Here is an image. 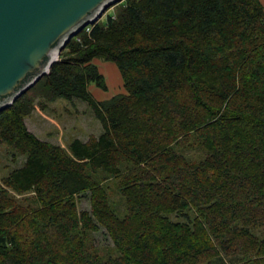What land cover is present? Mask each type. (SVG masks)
<instances>
[{
    "label": "trees",
    "instance_id": "trees-1",
    "mask_svg": "<svg viewBox=\"0 0 264 264\" xmlns=\"http://www.w3.org/2000/svg\"><path fill=\"white\" fill-rule=\"evenodd\" d=\"M124 2L38 82L42 99L86 103L98 136L67 152L38 139L27 92L0 112V146L25 157L0 179V264H264V7ZM94 60L117 67L124 93L93 98L90 85L106 90ZM194 148L201 160L182 152ZM100 228L105 254L89 238Z\"/></svg>",
    "mask_w": 264,
    "mask_h": 264
},
{
    "label": "water",
    "instance_id": "water-1",
    "mask_svg": "<svg viewBox=\"0 0 264 264\" xmlns=\"http://www.w3.org/2000/svg\"><path fill=\"white\" fill-rule=\"evenodd\" d=\"M124 0H0V112L46 76L84 28Z\"/></svg>",
    "mask_w": 264,
    "mask_h": 264
},
{
    "label": "rangeland",
    "instance_id": "rangeland-1",
    "mask_svg": "<svg viewBox=\"0 0 264 264\" xmlns=\"http://www.w3.org/2000/svg\"><path fill=\"white\" fill-rule=\"evenodd\" d=\"M125 4L122 1L106 10L97 24L104 25L107 17L115 16ZM264 7V6H263ZM74 40V38L72 39ZM99 72L104 76L106 90L96 88L94 85L89 86V92L97 101H105L112 96L123 91L122 79L119 71L114 64L101 60H96ZM42 82L38 83L32 90L27 91L21 102L27 105L25 125L38 139L59 146L63 151H68V145L73 139L81 141L88 140L91 136H98L101 133L100 123L94 118L91 110L86 103L73 100L71 102L63 99L48 101L42 99L39 95ZM184 155L189 160H201L204 153L201 150H183ZM25 157L18 152L12 151L6 146H0V179L5 178L12 170L21 166ZM107 186V193L111 207L122 209L121 200L117 191V183L113 179L104 181ZM16 200H23L31 197V193L16 195L11 193ZM88 193L76 197L79 211L89 210ZM119 204V205H118ZM175 220V216H171ZM93 246L100 253L105 254L112 248V243L103 229L89 236Z\"/></svg>",
    "mask_w": 264,
    "mask_h": 264
},
{
    "label": "crops",
    "instance_id": "crops-1",
    "mask_svg": "<svg viewBox=\"0 0 264 264\" xmlns=\"http://www.w3.org/2000/svg\"><path fill=\"white\" fill-rule=\"evenodd\" d=\"M260 2H261V4H262V6H264V0H260ZM93 63L97 66L96 60H94ZM107 63H109V62H107ZM111 64H112V63H111ZM97 67H98V66H97ZM98 70H99V69H98ZM122 86H123V83H122ZM122 90H124V89H122ZM118 93L121 94V93H124V92H123V91H118Z\"/></svg>",
    "mask_w": 264,
    "mask_h": 264
},
{
    "label": "built area",
    "instance_id": "built-area-1",
    "mask_svg": "<svg viewBox=\"0 0 264 264\" xmlns=\"http://www.w3.org/2000/svg\"><path fill=\"white\" fill-rule=\"evenodd\" d=\"M86 31H89L88 26L86 27Z\"/></svg>",
    "mask_w": 264,
    "mask_h": 264
}]
</instances>
